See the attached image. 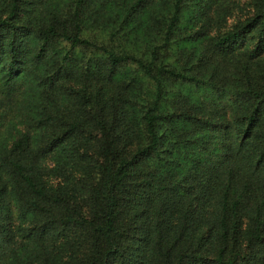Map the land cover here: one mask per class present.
Returning <instances> with one entry per match:
<instances>
[{
	"label": "trees",
	"instance_id": "trees-1",
	"mask_svg": "<svg viewBox=\"0 0 264 264\" xmlns=\"http://www.w3.org/2000/svg\"><path fill=\"white\" fill-rule=\"evenodd\" d=\"M0 264H264V0H0Z\"/></svg>",
	"mask_w": 264,
	"mask_h": 264
},
{
	"label": "rangeland",
	"instance_id": "rangeland-1",
	"mask_svg": "<svg viewBox=\"0 0 264 264\" xmlns=\"http://www.w3.org/2000/svg\"><path fill=\"white\" fill-rule=\"evenodd\" d=\"M247 1H248V0H238V3H239V4H242V3L247 2ZM239 14H240L239 12L232 13V14L229 16L227 22L232 21L233 19H236L237 15H239ZM5 128H6V125L2 126L1 131H3Z\"/></svg>",
	"mask_w": 264,
	"mask_h": 264
}]
</instances>
